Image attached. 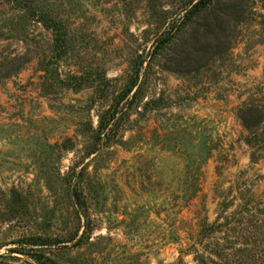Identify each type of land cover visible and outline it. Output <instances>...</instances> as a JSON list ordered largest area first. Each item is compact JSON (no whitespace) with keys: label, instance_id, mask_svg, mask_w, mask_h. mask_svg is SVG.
Returning <instances> with one entry per match:
<instances>
[{"label":"rangeland","instance_id":"374dc122","mask_svg":"<svg viewBox=\"0 0 264 264\" xmlns=\"http://www.w3.org/2000/svg\"><path fill=\"white\" fill-rule=\"evenodd\" d=\"M196 1L0 0V264H264V0Z\"/></svg>","mask_w":264,"mask_h":264},{"label":"trees","instance_id":"16d2710c","mask_svg":"<svg viewBox=\"0 0 264 264\" xmlns=\"http://www.w3.org/2000/svg\"><path fill=\"white\" fill-rule=\"evenodd\" d=\"M213 1L214 0H197L193 5L189 6L178 25L180 29L182 28L183 31L185 27H189L191 25L199 26L200 23L198 24V21H207L209 20L207 18L210 15L214 16L216 23H218L220 27L222 26L224 20H226L225 22L228 26L227 22L232 21V18L229 17L231 15L229 12V6L221 7L222 10L220 11L218 9L217 2L213 3ZM26 16L31 20L36 19L38 23H40L44 28L52 31L54 34V47L56 52L63 48L67 31L61 22L55 21L44 11H37L33 9H31L30 12L26 14ZM242 16V18H245L244 14H242ZM184 39L185 38H183V40ZM170 43H172L171 39L164 36L156 42L154 51H165L167 45ZM237 117L240 120L244 131L246 132V143L251 145V142H256V145L259 147L260 145L264 146V104L241 107L238 110ZM262 150L264 152V147Z\"/></svg>","mask_w":264,"mask_h":264}]
</instances>
